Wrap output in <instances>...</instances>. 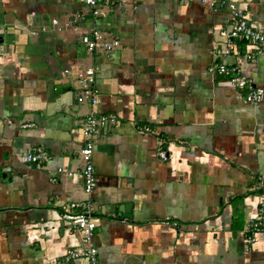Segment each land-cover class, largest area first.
<instances>
[{
	"label": "crops",
	"instance_id": "1",
	"mask_svg": "<svg viewBox=\"0 0 264 264\" xmlns=\"http://www.w3.org/2000/svg\"><path fill=\"white\" fill-rule=\"evenodd\" d=\"M233 14L264 31V0H0V264H56L85 246L61 208L85 198L90 113L118 119L92 155L101 264H264V229L243 242L264 191V97L250 104L208 72L238 62L215 53ZM93 29L120 46L89 53ZM90 66L95 106L74 81ZM242 67L264 93V55ZM35 148L46 161L23 164Z\"/></svg>",
	"mask_w": 264,
	"mask_h": 264
},
{
	"label": "built area",
	"instance_id": "2",
	"mask_svg": "<svg viewBox=\"0 0 264 264\" xmlns=\"http://www.w3.org/2000/svg\"><path fill=\"white\" fill-rule=\"evenodd\" d=\"M86 4L95 7L98 2L110 3L113 0H84ZM56 24V22H53ZM3 29H0V33ZM221 39L217 42L215 53L222 58L234 55L238 62L234 65H227L219 62L211 65L208 72L212 75L222 77L229 85L245 92L244 99L246 102L257 105L264 97L262 89L253 86L251 80L246 76L242 67V61L248 63L256 55H264V31L257 30L249 25V23L233 14L229 29L220 33ZM81 43L85 46L89 53L99 51H112L120 46L117 40L105 41L102 34L97 30L86 32ZM244 43L256 49L253 53L241 54L237 44ZM4 45L0 43V57L3 55ZM70 69H65L64 74L70 75ZM96 69L93 66L83 69H77L74 73L75 87L77 90V102L80 104H89L95 106L98 103V93L96 85ZM118 119L113 114L96 115L90 113L84 120L83 131L85 142L80 150V158L83 162V193L85 195L82 201H69L61 208V218L70 225L76 227L82 234L84 247L74 248L68 251L66 258L56 264H101L98 258V251L92 245L91 238L96 229L95 210L92 201V194L96 186V175L92 163V155L95 148V137L99 130L105 129L110 125H114ZM23 127H28L24 125ZM141 134L151 133L149 128L140 129ZM157 155L163 161L168 159V154L159 150ZM45 153L35 148L27 151L19 156V160L23 164L41 166L46 161ZM59 173L62 170H58ZM262 182V180H261ZM261 188V186H260ZM264 229V191L258 194V214L249 221L248 227L245 229L243 242L245 245L253 244L256 236ZM264 253V252H263ZM77 261L81 263H76Z\"/></svg>",
	"mask_w": 264,
	"mask_h": 264
},
{
	"label": "water",
	"instance_id": "3",
	"mask_svg": "<svg viewBox=\"0 0 264 264\" xmlns=\"http://www.w3.org/2000/svg\"><path fill=\"white\" fill-rule=\"evenodd\" d=\"M76 263H81V262L77 261Z\"/></svg>",
	"mask_w": 264,
	"mask_h": 264
}]
</instances>
